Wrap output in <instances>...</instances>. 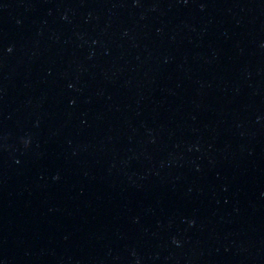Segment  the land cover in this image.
Wrapping results in <instances>:
<instances>
[{"label": "water", "instance_id": "1", "mask_svg": "<svg viewBox=\"0 0 264 264\" xmlns=\"http://www.w3.org/2000/svg\"><path fill=\"white\" fill-rule=\"evenodd\" d=\"M203 101L264 264V0H156Z\"/></svg>", "mask_w": 264, "mask_h": 264}]
</instances>
